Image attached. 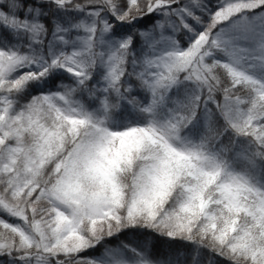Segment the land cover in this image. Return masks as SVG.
I'll list each match as a JSON object with an SVG mask.
<instances>
[{
  "label": "snow or ice",
  "instance_id": "snow-or-ice-1",
  "mask_svg": "<svg viewBox=\"0 0 264 264\" xmlns=\"http://www.w3.org/2000/svg\"><path fill=\"white\" fill-rule=\"evenodd\" d=\"M0 264H264V0H0Z\"/></svg>",
  "mask_w": 264,
  "mask_h": 264
}]
</instances>
